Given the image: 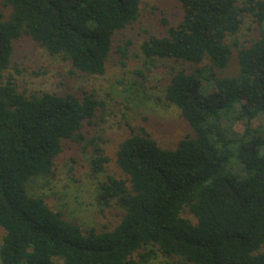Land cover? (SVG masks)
I'll use <instances>...</instances> for the list:
<instances>
[{"label": "trees", "instance_id": "obj_1", "mask_svg": "<svg viewBox=\"0 0 264 264\" xmlns=\"http://www.w3.org/2000/svg\"><path fill=\"white\" fill-rule=\"evenodd\" d=\"M0 1L11 7L0 14L2 264H149L155 251L172 258L166 264H264V127L251 125L264 113V0H177L181 19L163 20L165 32L141 42L144 65L167 58L182 65L171 67L164 100L191 132L173 148L144 129L119 142L123 176L108 175L97 193L100 204L124 209L110 229H84L26 187L53 173L68 142L91 148L93 174L104 169L109 158L100 137L84 130L104 100L94 91L26 94L3 75L22 36L76 71L103 74L114 34L137 21L141 0ZM245 13L257 34L233 51L226 38ZM129 44L116 51L126 57ZM232 60L236 71L225 73Z\"/></svg>", "mask_w": 264, "mask_h": 264}, {"label": "rangeland", "instance_id": "obj_2", "mask_svg": "<svg viewBox=\"0 0 264 264\" xmlns=\"http://www.w3.org/2000/svg\"><path fill=\"white\" fill-rule=\"evenodd\" d=\"M238 2L245 3V0ZM10 10L9 5L0 1L3 17ZM181 16L182 8L177 0H141L137 21L114 34V45L103 74L87 75L76 71L61 54H50L28 36L14 41L11 63L3 79H11L19 91L26 94L71 92L78 96H82L84 91H94L105 102L104 108L97 112L95 123L85 124L84 129L87 138L100 137V144L109 158L104 169L93 174L91 148L68 142L55 158L52 174L36 175L27 182L29 194L43 198L50 208L61 211L65 219L76 222L84 229H110L117 224L124 212L123 207L114 201L109 205L100 204L97 193L99 183L108 175L123 176L116 164L119 142L132 132L144 129L160 146L173 148L184 134L191 132L179 108L164 100L171 67L179 69L182 65L167 58L146 66L140 50V44L148 34L161 35L165 32L163 20L172 25ZM256 34L251 14L245 13L238 31L228 35L226 41L236 51L247 45ZM125 40H129L130 44L127 56L122 57L116 47ZM183 66L189 70L192 68L188 63ZM235 71L236 64L232 60L225 73ZM202 82L206 83L205 80ZM251 125L264 127V113L254 118ZM234 129L242 131L244 123L237 121ZM182 215L195 221L187 211H183ZM3 233L0 226V244ZM171 260V257L155 251L148 263L166 264ZM55 264H62L61 259L57 258Z\"/></svg>", "mask_w": 264, "mask_h": 264}]
</instances>
